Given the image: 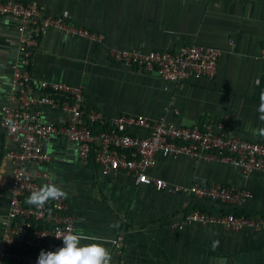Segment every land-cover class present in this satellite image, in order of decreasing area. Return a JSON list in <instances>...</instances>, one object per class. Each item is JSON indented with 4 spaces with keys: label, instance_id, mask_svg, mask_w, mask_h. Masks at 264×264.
I'll list each match as a JSON object with an SVG mask.
<instances>
[{
    "label": "crops",
    "instance_id": "1",
    "mask_svg": "<svg viewBox=\"0 0 264 264\" xmlns=\"http://www.w3.org/2000/svg\"><path fill=\"white\" fill-rule=\"evenodd\" d=\"M42 8L104 36L100 42L55 30L43 34L31 67L33 85L40 81L80 87L85 105L107 118L142 115L165 117L181 126L207 119L223 122L225 132L250 142H262L264 128L257 107L264 92V0H16ZM202 45L221 51L213 78L189 79L182 88L162 81L154 72L119 64L111 49L143 53ZM16 22L0 17V119L8 103L11 66L17 57ZM172 102V103H170ZM17 107V103L12 104ZM176 110L177 113L173 111ZM45 122L62 124L68 113L45 106ZM145 135L146 130L132 128ZM45 169L64 192L75 233L83 232L109 250L110 264H264V231L232 232L220 226L187 224L191 211L238 209L264 216V174L244 177L240 169L217 161L155 155L149 176L179 185L221 183L251 194L239 207L187 195L157 192L135 185L122 172L104 178L92 160L82 162L77 146L55 134L46 143ZM13 148L0 130V236L6 223ZM54 177V179H53ZM123 236L120 250L112 241ZM218 242V243H214Z\"/></svg>",
    "mask_w": 264,
    "mask_h": 264
},
{
    "label": "built area",
    "instance_id": "2",
    "mask_svg": "<svg viewBox=\"0 0 264 264\" xmlns=\"http://www.w3.org/2000/svg\"><path fill=\"white\" fill-rule=\"evenodd\" d=\"M0 17L12 18L18 34L8 103L1 107L0 119V130L13 144V148L5 152L11 162V178L6 223L0 236V264H36L41 250L52 251L62 246V241L53 236L58 230L75 233V220L67 211L65 198L50 201L42 209L25 203L33 190L53 183L44 166L50 160L46 143L55 134L73 142L78 158L82 162L92 160L104 178L122 172L131 176L135 185L218 202L229 208L239 207L251 198L247 190L239 187L215 182L173 184L149 176L147 170L160 153L165 157L217 161L240 169L244 177L264 174V141L250 142L229 136L223 122L211 119L190 127L165 117L151 120L142 115H119L107 119L101 112L87 108L80 87L47 81L33 85L31 67L45 32L55 30L92 42H100L104 36L60 16L44 14L42 8L32 3L16 0H0ZM220 55L219 49L202 45H180L146 53L110 50L115 62L154 72L162 81L178 88L189 79L213 78ZM259 57L264 60V46ZM13 103H17V107ZM45 106L67 112L66 121L62 124L43 121L41 110ZM96 125L106 130L96 131ZM132 128L146 130V134L132 133ZM187 224L220 226L232 232L245 229L260 232L264 231V216L196 209L174 226L181 229ZM122 242L123 236L119 235L111 243L120 250Z\"/></svg>",
    "mask_w": 264,
    "mask_h": 264
},
{
    "label": "clouds",
    "instance_id": "3",
    "mask_svg": "<svg viewBox=\"0 0 264 264\" xmlns=\"http://www.w3.org/2000/svg\"><path fill=\"white\" fill-rule=\"evenodd\" d=\"M257 112L259 119L264 121V92L259 95ZM255 131L264 137V128ZM66 197L67 193L55 183H46L33 190L26 198L25 203L42 209L48 202L58 201ZM53 236L62 241V246L52 251L41 250L36 259V264H110L111 262L109 250L102 243H81L82 240H95V237L83 232L74 233L71 230L67 232L58 230L57 234Z\"/></svg>",
    "mask_w": 264,
    "mask_h": 264
},
{
    "label": "trees",
    "instance_id": "4",
    "mask_svg": "<svg viewBox=\"0 0 264 264\" xmlns=\"http://www.w3.org/2000/svg\"><path fill=\"white\" fill-rule=\"evenodd\" d=\"M95 130L96 131L106 130V127H100L99 125H96ZM222 212H224V213H232L234 215H245V216H249V214H246L244 212H241L238 209L223 210Z\"/></svg>",
    "mask_w": 264,
    "mask_h": 264
}]
</instances>
